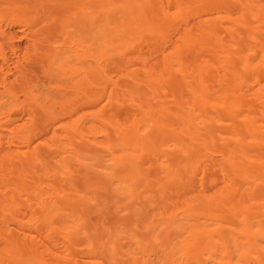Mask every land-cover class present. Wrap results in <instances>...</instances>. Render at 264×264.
Wrapping results in <instances>:
<instances>
[{"label":"bare ground","instance_id":"1","mask_svg":"<svg viewBox=\"0 0 264 264\" xmlns=\"http://www.w3.org/2000/svg\"><path fill=\"white\" fill-rule=\"evenodd\" d=\"M0 264H264V0H0Z\"/></svg>","mask_w":264,"mask_h":264},{"label":"rangeland","instance_id":"2","mask_svg":"<svg viewBox=\"0 0 264 264\" xmlns=\"http://www.w3.org/2000/svg\"><path fill=\"white\" fill-rule=\"evenodd\" d=\"M91 195H92V194L90 193V194H89V197H91ZM95 204L97 205L98 203H95ZM94 207H95V205H94V204H91V205L87 206V210H88V211H87V210H86V211H87V212H89V211L93 212L92 209H93ZM129 226H131V224H129Z\"/></svg>","mask_w":264,"mask_h":264}]
</instances>
